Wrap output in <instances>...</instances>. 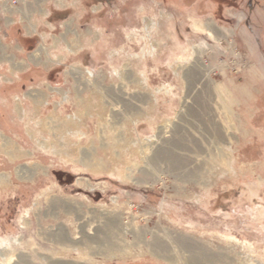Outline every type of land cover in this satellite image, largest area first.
<instances>
[{"label": "rangeland", "instance_id": "rangeland-1", "mask_svg": "<svg viewBox=\"0 0 264 264\" xmlns=\"http://www.w3.org/2000/svg\"><path fill=\"white\" fill-rule=\"evenodd\" d=\"M0 63V264H264V0H0Z\"/></svg>", "mask_w": 264, "mask_h": 264}, {"label": "crops", "instance_id": "crops-1", "mask_svg": "<svg viewBox=\"0 0 264 264\" xmlns=\"http://www.w3.org/2000/svg\"><path fill=\"white\" fill-rule=\"evenodd\" d=\"M48 15V14H47ZM46 15V17L45 18H43L45 21H48V17L49 16H47ZM44 21V22H45ZM46 23V22H45ZM50 23V22H49ZM21 25V24H20ZM24 25V24H23ZM38 27H39V25H38ZM18 30H21L20 32H22L23 31V28H21V27H19L18 26ZM40 30H38V32H39ZM25 32H26V35H23V36H25V37H29V35L30 34H28L27 33V30H26V28H25ZM35 33V32H34ZM34 33H32V34H34ZM8 37H4V39H7ZM1 64V63H0ZM5 65V64H4ZM7 66H8V68L6 69V71H7V74L5 75L4 74V72L5 71H3V72H0V88L3 90V91H5V92H7V90H9V89H14V87L15 86H19V85H21V84H24V85H27V83H26V80L24 79V77H26V76H23V74L24 73H28V72H30V71H32V68H29L27 71H24V72H22V70H15V71H13V69L10 67V64L8 63L7 64ZM2 73V74H1ZM5 75V76H4ZM22 76H23V80H22ZM7 77L10 79L9 81H7ZM23 81V82H22ZM27 87H28V85H27ZM4 92V93H5ZM18 92H13V93H10V95H11V97H6V95H4V94H0V104H1V106L3 107V108H5V106L2 104V102L3 103H10L11 101H10V98H12L13 99V94H17ZM20 93H21V91H20ZM20 93H18V94H20ZM5 94H7V93H5ZM19 98V97H18ZM2 101V102H1ZM17 103H18V109H17V111L19 112L18 114H20V116H18L19 118V120H23L24 121V119H26V116H28V107L26 106L27 105V103H29V104H32V105H34L35 106V104H34V102L31 100V98H29V97H27V95H24V97H22V98H20V99H18L17 101H16ZM21 105V109H22V114H23V116H22V114H21V112L19 111V106ZM2 134H1V132H0V136H1ZM18 135L19 136H22L23 135V133L21 134V133H18ZM2 139V138H1Z\"/></svg>", "mask_w": 264, "mask_h": 264}, {"label": "bare ground", "instance_id": "bare-ground-1", "mask_svg": "<svg viewBox=\"0 0 264 264\" xmlns=\"http://www.w3.org/2000/svg\"><path fill=\"white\" fill-rule=\"evenodd\" d=\"M45 17H46V16H45ZM211 25H212V24H211ZM217 27H218L217 25H214V24H213V25L211 26V29L214 30V31H217V30L219 31V30H222V29H223V28H221V27H219V29H218ZM26 28H27V27H26ZM34 30H35V29H34ZM45 38H46V37H45ZM43 47H44V46H40V48H39L38 52L36 53V55L39 53V51H40L41 49H43ZM51 60H52V59H50V61H51ZM12 61H13V60H12ZM12 64H13L12 66H13L14 68L19 67V66H16V65H15V62H14V61H13ZM71 69H72V70H71V73H73V74H79V73H81V72L78 70L79 68H77V66H71ZM55 90H56V91H60L59 89H55ZM31 95H33V94H31ZM63 101H65V99H64ZM70 120H71V121L73 120V121L76 123V121H75L76 119H72V118H71ZM0 181H1V179H0ZM6 256H7V255L4 254V257H6ZM6 260H7V259H5V261H6Z\"/></svg>", "mask_w": 264, "mask_h": 264}, {"label": "flooded vegetation", "instance_id": "flooded-vegetation-1", "mask_svg": "<svg viewBox=\"0 0 264 264\" xmlns=\"http://www.w3.org/2000/svg\"><path fill=\"white\" fill-rule=\"evenodd\" d=\"M59 89V88H58Z\"/></svg>", "mask_w": 264, "mask_h": 264}]
</instances>
